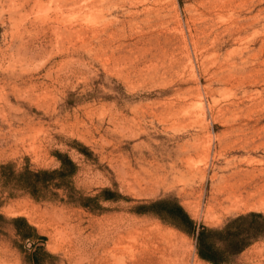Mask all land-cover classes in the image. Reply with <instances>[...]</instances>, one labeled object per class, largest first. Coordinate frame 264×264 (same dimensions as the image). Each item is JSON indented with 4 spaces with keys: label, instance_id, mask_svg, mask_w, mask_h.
<instances>
[{
    "label": "rangeland",
    "instance_id": "1",
    "mask_svg": "<svg viewBox=\"0 0 264 264\" xmlns=\"http://www.w3.org/2000/svg\"><path fill=\"white\" fill-rule=\"evenodd\" d=\"M158 201L264 264V0H0V264H211Z\"/></svg>",
    "mask_w": 264,
    "mask_h": 264
},
{
    "label": "trees",
    "instance_id": "2",
    "mask_svg": "<svg viewBox=\"0 0 264 264\" xmlns=\"http://www.w3.org/2000/svg\"><path fill=\"white\" fill-rule=\"evenodd\" d=\"M62 163V168L55 170L25 168L17 173L12 171V176H9V178L16 181L18 185L27 189L30 193L37 195L49 187L55 176L64 175L67 163L70 165L71 170L74 168V163L71 160L62 159ZM7 167L9 166H3V168ZM106 198L110 197L107 196ZM147 211H153L168 218L174 225L195 236L199 256L211 264L229 262L232 256L242 252L251 241L261 234L258 226L244 227L239 223L247 217H263L261 213L257 212H251L232 219L222 228H208L205 226L198 227L187 211L179 204L174 205L167 201H158ZM215 235L221 237L219 242L213 239Z\"/></svg>",
    "mask_w": 264,
    "mask_h": 264
}]
</instances>
